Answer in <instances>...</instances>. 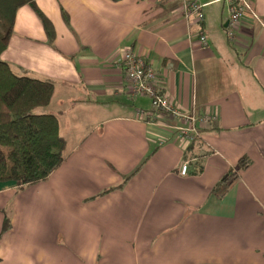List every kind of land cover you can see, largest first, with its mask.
<instances>
[{"label":"crops","instance_id":"crops-1","mask_svg":"<svg viewBox=\"0 0 264 264\" xmlns=\"http://www.w3.org/2000/svg\"><path fill=\"white\" fill-rule=\"evenodd\" d=\"M199 2L201 25L180 0H37L52 43L34 10L17 12L1 60L53 84L35 114L56 117L65 150L45 181L0 183V264H264V0L233 40L225 4ZM127 48L176 108L215 116L200 143L133 96L116 64Z\"/></svg>","mask_w":264,"mask_h":264},{"label":"trees","instance_id":"trees-1","mask_svg":"<svg viewBox=\"0 0 264 264\" xmlns=\"http://www.w3.org/2000/svg\"><path fill=\"white\" fill-rule=\"evenodd\" d=\"M36 1L0 0V183L20 188L45 181L63 163L65 150L56 117L34 113L50 104L53 84L18 77L1 60L13 33L17 12L23 7L35 11L49 42L54 41L53 27L37 8ZM63 17L67 22V16L63 14ZM247 165L246 159H241L238 169H245ZM10 227L5 217L3 233Z\"/></svg>","mask_w":264,"mask_h":264},{"label":"built area","instance_id":"built-area-1","mask_svg":"<svg viewBox=\"0 0 264 264\" xmlns=\"http://www.w3.org/2000/svg\"><path fill=\"white\" fill-rule=\"evenodd\" d=\"M219 1L225 4L228 9V26L225 31L228 40H233L235 30L245 16L250 15L256 18L253 11V0ZM180 6L183 19L186 22H190L192 19L199 25L204 22V6L200 4L199 0H180ZM196 38L203 47L207 46L206 35L202 30L198 31ZM116 64L124 72L133 96H147L153 111L166 114L180 123V126L177 127L178 139L185 147L201 142V127L214 122L215 116L210 114L199 115L195 111L186 112L171 104L158 87L155 71L151 64L136 54L132 48L125 49L117 59ZM188 164L187 161L181 164L179 171L181 177L187 176Z\"/></svg>","mask_w":264,"mask_h":264},{"label":"water","instance_id":"water-1","mask_svg":"<svg viewBox=\"0 0 264 264\" xmlns=\"http://www.w3.org/2000/svg\"><path fill=\"white\" fill-rule=\"evenodd\" d=\"M225 26H226V27L228 26V22L225 24Z\"/></svg>","mask_w":264,"mask_h":264},{"label":"rangeland","instance_id":"rangeland-1","mask_svg":"<svg viewBox=\"0 0 264 264\" xmlns=\"http://www.w3.org/2000/svg\"><path fill=\"white\" fill-rule=\"evenodd\" d=\"M219 7H220V5H219ZM35 113V112H34Z\"/></svg>","mask_w":264,"mask_h":264}]
</instances>
